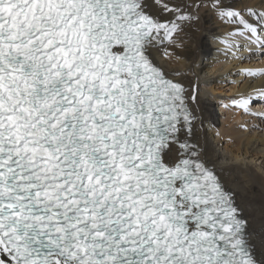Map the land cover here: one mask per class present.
Here are the masks:
<instances>
[{"label": "bare ground", "instance_id": "bare-ground-1", "mask_svg": "<svg viewBox=\"0 0 264 264\" xmlns=\"http://www.w3.org/2000/svg\"><path fill=\"white\" fill-rule=\"evenodd\" d=\"M137 1L153 22L146 55L166 78L183 85L181 104L188 113L161 146L163 162L172 164L186 155L214 173L242 222L241 238L251 261L264 264V133L240 127L235 123L239 111L230 114L223 108H229L228 101L216 96L233 82L240 102H253L252 111L264 110V59L252 61L247 55L250 50V55L264 53V0ZM216 102L224 105V115L214 124ZM241 156L262 159L263 171ZM0 264H18L1 236Z\"/></svg>", "mask_w": 264, "mask_h": 264}, {"label": "rangeland", "instance_id": "rangeland-1", "mask_svg": "<svg viewBox=\"0 0 264 264\" xmlns=\"http://www.w3.org/2000/svg\"><path fill=\"white\" fill-rule=\"evenodd\" d=\"M205 6L202 7L201 11H204ZM200 11V12H201ZM233 18V16L229 17L227 20V23H230L231 19ZM215 25L219 26L220 23H217L216 19H213L212 21ZM251 52V50L248 52V58H250V60L252 61H258V60H262L264 59V53L261 54H255L256 52L253 51V54H249ZM259 52V51H257ZM250 55V56H249ZM257 58V59H256ZM248 67H244L243 69H247ZM262 67H260L261 69ZM244 81V80H243ZM221 84V82H220ZM225 84V83H222ZM238 84V83H236ZM242 84V81L241 83ZM226 85V84H225ZM223 85L222 87H218L220 90H222V93H216V96L221 97L225 100L228 101L229 103V108H225L223 107L225 110H227V112H229L230 114L233 115H237V112L239 111L240 113V118L239 120L235 121V123H237L238 125H240V127L242 128H247V131L251 130V128H253L257 133L259 134H263L264 133V110H260V109H255V110H251L253 109V102L249 101L250 105L245 106L242 102H240V100H238V98H240L238 96V92L236 91V87L233 90V86L234 83L230 82V84L228 86ZM231 87V88H230ZM210 95V94H209ZM212 97V95H210ZM224 106L223 104H219V103H214L213 107H212V111H211V116L214 120V124L217 122H219L222 119V115L221 112L223 111L220 107ZM227 112H225V114H227ZM218 113V114H217ZM263 116V117H261ZM254 124V125H253ZM249 127V128H248ZM224 145H222V148L224 150H226L225 147H223ZM228 154H230V151L228 150ZM240 159H243L244 162L251 164L254 169L258 170V171H263V167L261 165V160L262 159H254L251 161V158H244V156H241ZM250 160V161H249ZM258 167V168H257ZM261 169V170H259ZM214 170V169H213Z\"/></svg>", "mask_w": 264, "mask_h": 264}]
</instances>
